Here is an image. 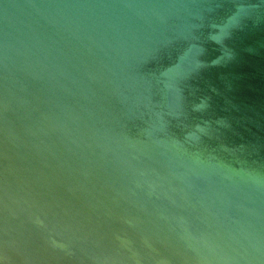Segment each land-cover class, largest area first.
Returning a JSON list of instances; mask_svg holds the SVG:
<instances>
[{"label":"water","instance_id":"water-1","mask_svg":"<svg viewBox=\"0 0 264 264\" xmlns=\"http://www.w3.org/2000/svg\"><path fill=\"white\" fill-rule=\"evenodd\" d=\"M0 264H264V0H0Z\"/></svg>","mask_w":264,"mask_h":264}]
</instances>
